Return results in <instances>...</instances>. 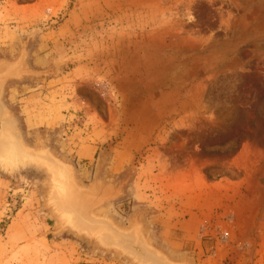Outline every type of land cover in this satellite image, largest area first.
<instances>
[{"label":"rangeland","instance_id":"1","mask_svg":"<svg viewBox=\"0 0 264 264\" xmlns=\"http://www.w3.org/2000/svg\"><path fill=\"white\" fill-rule=\"evenodd\" d=\"M54 95L64 114L71 99L109 114V128L144 111L137 156L191 192L223 264H264V0H0V104L17 139L71 164L50 148L57 125L36 113ZM7 175L0 264H130L57 236L41 167L0 151ZM126 194L103 203L123 226Z\"/></svg>","mask_w":264,"mask_h":264},{"label":"crops","instance_id":"2","mask_svg":"<svg viewBox=\"0 0 264 264\" xmlns=\"http://www.w3.org/2000/svg\"><path fill=\"white\" fill-rule=\"evenodd\" d=\"M71 102L76 105L71 104V112L64 114L63 108L68 102L63 101L62 95L59 98L54 95L51 99L37 102L36 113L45 116L44 122L50 123L51 128L57 125V140L50 148L59 149L54 153L74 166L77 181L107 194L116 193L118 198L127 193L129 225L135 219L140 221L148 239L170 257L187 258L193 264H223L229 252L218 244L212 231H206L203 211L191 192L156 171L152 160L137 156L142 147L136 133L141 132V123L145 124L144 128L150 124L144 122L145 112L127 117L125 128H120V123L109 128V114L84 112L76 99H71ZM79 108L81 116L76 115ZM45 109H49L48 112ZM67 116L76 118L72 126L65 125ZM7 179L11 178L8 175L0 178L3 194L7 192L6 188H12ZM103 205L102 213L114 219L115 204ZM43 209H46L44 205ZM51 218L53 231L61 237L63 231L57 226L56 219ZM63 243L67 242L61 239L59 246ZM69 245L75 246L71 240Z\"/></svg>","mask_w":264,"mask_h":264},{"label":"water","instance_id":"3","mask_svg":"<svg viewBox=\"0 0 264 264\" xmlns=\"http://www.w3.org/2000/svg\"><path fill=\"white\" fill-rule=\"evenodd\" d=\"M9 157L41 167L48 176L45 204L61 230L93 244L98 250L115 252L130 264H193L187 258L174 259L153 244L138 220L121 226L112 217L96 212L111 194L80 184L71 164L45 150L26 146L14 135L6 109L0 104V151Z\"/></svg>","mask_w":264,"mask_h":264},{"label":"bare ground","instance_id":"4","mask_svg":"<svg viewBox=\"0 0 264 264\" xmlns=\"http://www.w3.org/2000/svg\"><path fill=\"white\" fill-rule=\"evenodd\" d=\"M16 136H17V135H16ZM16 138H17V137H16ZM2 151H3V153H6V154H8V153L11 152V151H10V152L7 153L6 151H8V150H6V148H2ZM6 156H7V155H6Z\"/></svg>","mask_w":264,"mask_h":264}]
</instances>
